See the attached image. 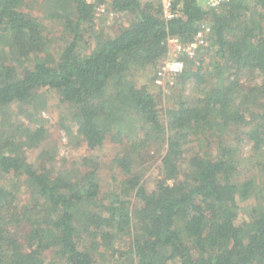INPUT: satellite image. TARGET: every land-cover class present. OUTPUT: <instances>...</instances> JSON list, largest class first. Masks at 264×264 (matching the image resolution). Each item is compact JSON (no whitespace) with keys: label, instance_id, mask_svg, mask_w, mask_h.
<instances>
[{"label":"trees","instance_id":"trees-1","mask_svg":"<svg viewBox=\"0 0 264 264\" xmlns=\"http://www.w3.org/2000/svg\"><path fill=\"white\" fill-rule=\"evenodd\" d=\"M107 1L128 23L86 41ZM171 11L161 0H0V264H264V0H174ZM45 17L64 30L57 49ZM206 23L208 44L168 78L180 92L163 111L167 40L188 43ZM39 90L64 106L57 130L84 150L78 160L52 164L56 142L28 162L49 137L40 121H21ZM105 143L119 148L109 185L95 156Z\"/></svg>","mask_w":264,"mask_h":264},{"label":"rangeland","instance_id":"rangeland-1","mask_svg":"<svg viewBox=\"0 0 264 264\" xmlns=\"http://www.w3.org/2000/svg\"><path fill=\"white\" fill-rule=\"evenodd\" d=\"M35 9H32L31 12L38 16H43L46 14V10H44L39 4H34ZM99 7L104 8V13L99 15V23L98 25L92 29L91 31L87 32L84 37L85 40L93 43V40L91 37H95L97 34L103 33L107 36H112L114 34V31L117 30L120 24L126 25L128 22L127 19L120 18V15H115L110 7L109 2L107 1L105 4L100 5ZM124 17V16H123ZM43 25L45 27L44 35H50L53 36L52 42H51V48L57 49L59 46L63 44V40H61V37L64 34V30L62 26L55 22L47 19V17L43 18ZM209 28L208 23L201 25V28ZM208 43V41H207ZM5 48L3 47L2 43L0 42V52L4 51ZM171 53L173 57H178L176 53H173V51H168V54ZM152 77V74L150 72L148 73H135L134 74V80L138 81L140 85H148L149 91L152 93H158V86H160L162 92H163V105L161 106L163 111L164 109H170L174 107V97L177 93L180 92V87L177 86V83L174 80L170 79H164L162 85H154L153 83H150V78ZM247 79L242 78V82L246 83ZM259 79L257 78L256 81ZM188 87V86H187ZM190 89L187 88V90L184 92L185 95L190 94ZM65 111V108L63 105L59 103L57 95L53 91H47V90H39L34 94L33 102L31 105V109L29 112H27V117L23 116L21 117L22 123L25 125H33L38 127L39 121L45 126V129L48 132V138L46 141H43L37 149H32L27 151V159L28 162L33 164H39L40 160L37 158L38 155L43 150H50L51 147H53V144L57 142V151L58 155H55V159L53 160L52 164H55V166L59 167L60 162L62 158H69L71 160H78L83 155L82 153L84 150H75L71 147L67 146V137L63 130H57V126L59 123L60 116L62 112ZM164 116V115H163ZM36 123H35V122ZM38 121V122H37ZM75 130V129H74ZM194 144H192L193 146ZM191 145H187L185 148L189 149ZM248 146L245 145L242 147L240 151V155L242 158H245L248 153ZM119 152V148L115 147L114 145H111L110 143H105L102 148L97 150L95 152V156L100 158V162H102L103 170L101 171L100 175L103 179L104 184H111L110 178L113 176L118 177L120 175V171L114 169L113 171H110V163L113 157ZM58 163V164H56ZM61 167V166H60ZM245 172V171H244ZM243 173L242 178L245 177V173ZM142 175L144 177V180L148 181V188L152 187L153 179L157 175V169L156 166L152 163L145 164L144 169L142 171ZM116 184V183H115ZM9 186V184L7 183ZM16 183H12V186H15ZM18 185V184H17ZM114 185V184H113ZM113 185L111 187H113ZM18 192H17V198L20 201H25V203H30L31 196L30 191L27 189L25 185H19L18 186ZM240 211L239 216L237 218V223L241 224L243 222L249 221L248 212L251 207V203H244L240 205ZM23 228L22 230H24Z\"/></svg>","mask_w":264,"mask_h":264},{"label":"built area","instance_id":"built-area-1","mask_svg":"<svg viewBox=\"0 0 264 264\" xmlns=\"http://www.w3.org/2000/svg\"><path fill=\"white\" fill-rule=\"evenodd\" d=\"M93 2L94 0H87ZM174 0H161L164 16L167 19L174 17L171 8ZM185 1V0H182ZM202 5L208 7H217L224 2L230 0H197ZM105 9L99 7L97 9V16L104 13ZM209 28H201L194 36V39L188 43H181L177 38H169L167 40V47L169 51L176 53L178 57H173L171 53L168 54L167 58L163 61L159 68L158 77L156 79L157 85H162L164 79H168L171 76L180 74L185 69V62L183 58L192 59L198 50L202 47L207 46V35L209 34Z\"/></svg>","mask_w":264,"mask_h":264}]
</instances>
